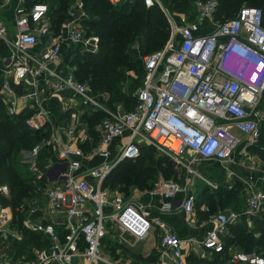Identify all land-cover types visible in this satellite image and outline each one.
Returning a JSON list of instances; mask_svg holds the SVG:
<instances>
[{
    "label": "built area",
    "instance_id": "obj_1",
    "mask_svg": "<svg viewBox=\"0 0 264 264\" xmlns=\"http://www.w3.org/2000/svg\"><path fill=\"white\" fill-rule=\"evenodd\" d=\"M108 1L115 5L122 0ZM142 1L146 6L159 4L168 15L160 0ZM194 4V19L185 18L177 23L171 16L164 45L141 56L142 82L134 93L136 102L123 113L118 108H107L86 83L75 77L71 67L54 64L60 58L63 42L95 52L99 36L83 30L75 21L74 12L68 15L63 29L52 35L45 2L27 5L21 1L16 5L14 49L8 64L14 80L35 87L41 78L48 77L54 89L71 91L79 105L93 110L101 108L105 115L100 136L88 153L74 140L77 116L75 122L65 126L64 140L53 128L50 130V143L54 144L47 152L50 157L45 165L38 162V146L21 150L20 159L41 182L38 189L43 201L32 198L15 209L23 213V227L41 235V245L20 256L8 252L22 232L13 223L11 208L0 206V264H123L101 251L108 223L117 227L125 246L126 235L134 240L133 245L147 238L151 228L157 226V259L147 264H189L183 241L169 224L150 217L145 206L132 197L110 192L103 182L120 161L138 154V142L154 145L190 172L193 169L189 165L200 159L222 164L231 161L241 141L237 131L247 136L250 145L256 142L264 123L262 10L242 5L233 17L221 22L214 17L216 0H195ZM205 20L211 26L205 25ZM5 31L0 24V36ZM37 44L42 45L34 49ZM34 102L33 112L25 119L32 129L47 122L44 109L37 99ZM8 111L14 113V100H10ZM126 131L127 138L118 142L112 153L109 145L126 135ZM185 153L188 158H184ZM94 154L101 156V162L87 166L85 161ZM192 189V179H158L148 193L163 199L159 208L164 211L173 208L172 198L176 194H182L180 207L190 214L195 206ZM0 191L7 193V185H1ZM263 207L262 186H248L243 211L251 215ZM204 210L213 226L201 240L188 241L200 244L204 251L222 252L227 225L236 221L240 213L233 209L211 211L208 206ZM226 263L264 264V257L236 249L228 254Z\"/></svg>",
    "mask_w": 264,
    "mask_h": 264
},
{
    "label": "trees",
    "instance_id": "obj_2",
    "mask_svg": "<svg viewBox=\"0 0 264 264\" xmlns=\"http://www.w3.org/2000/svg\"><path fill=\"white\" fill-rule=\"evenodd\" d=\"M37 1L44 2V0H26L25 3L28 5ZM46 1L50 5L48 6L50 28L52 34H56L61 22L65 19L72 0ZM160 1L170 14L183 15L188 20L195 18V0ZM243 2L244 5L261 8L264 26V0H217L215 20L222 22L233 17ZM83 6L86 11L82 22L83 26L86 32L99 36V47L95 52L81 51L74 54L75 58L72 61L78 66L74 73L75 77L82 82L86 80L90 88L98 94L91 91L98 95V98L109 108L113 109V105L120 102L128 111L133 108L136 102L135 95L127 93L122 85V81L126 78V69L133 67L135 69L136 67L131 49L136 45L139 55L142 56L161 48L170 33L167 15L159 4L154 3L146 6L142 0H122L115 5L108 0H83ZM31 112L28 110L10 117L0 102V185L6 183L9 188L8 195L0 193V202L13 207L14 224L23 234L22 240L15 244L18 256L21 255L28 241L37 242L34 246L41 245V235L24 228L22 225L23 213L14 209L19 204L28 201L35 193L36 186L41 183L35 177L33 178V175L30 177L28 170L24 171L27 164L20 161L19 155V149L30 148L42 137L43 132L33 131L25 123L26 117ZM104 115L105 112L102 109H98L91 115H86L89 118L87 120L89 130L94 135L93 145L98 140L94 128L95 122H100ZM138 145V154L120 161L106 177L103 182L104 186L108 185L112 190L119 186L120 189L128 193L131 186H136L139 189L151 188L156 172L164 175L170 174L173 166L171 163H167L168 167L165 166L163 156H161L164 154L160 153L152 144L138 142ZM83 148L86 149L87 146ZM253 148L255 147L250 149L253 150ZM262 152L264 155V150ZM261 157L264 158V156ZM42 158L43 156H40V159ZM118 169L120 173L115 175L114 172ZM173 175L175 174L173 173ZM235 186L242 187L238 183ZM224 187L220 190L211 189L209 193H204L205 189H203L195 198V206L201 212L202 218H206L208 215L202 208L200 209L202 204L208 206L211 211H216L218 207L225 208L228 204L233 210L240 213L236 221L228 223L227 231L222 236L224 250L212 253L214 255L224 254L226 258L228 250L231 247H236L238 250L247 253L256 252L264 257V207L257 213L248 215L243 211L244 203L240 202L243 194L240 189L232 190ZM262 188L264 189V184ZM217 197L223 201L222 205L216 202ZM227 199L233 201L231 205L225 202ZM249 220L251 224H248ZM32 243L28 244L26 248ZM156 256L157 254H155ZM185 259L189 264H217L219 262L217 259H199L191 254Z\"/></svg>",
    "mask_w": 264,
    "mask_h": 264
},
{
    "label": "crops",
    "instance_id": "obj_3",
    "mask_svg": "<svg viewBox=\"0 0 264 264\" xmlns=\"http://www.w3.org/2000/svg\"><path fill=\"white\" fill-rule=\"evenodd\" d=\"M21 1H24V3L26 2V0H0V24L4 25L5 30H6L4 36H0V102L3 104L4 111L6 112V114H8L10 117L12 116L14 117L15 115H18L24 111L31 110L33 112V109L35 107L34 100L35 99L38 100V105H40L45 111V120L47 117L46 124L40 126L39 128L33 129V131H40V133L43 132L41 139L35 145V146H38V148L43 143L47 142L49 144V146L47 147H50L51 149L52 148L51 144H54V143H50V138H51L50 131L48 130V132L46 133L45 129L52 130L53 128L54 131H56L54 133L64 140L65 135H66L65 126H69L71 123L75 122V117L77 116L79 129H78L77 134L76 132H74V137H75L74 140L76 142L78 141V143L80 144L82 148L87 146L86 149L83 148V151L88 153L90 150H92L94 135L89 130V126H88L89 123L87 121L89 120V118H87L88 116L86 115H91L93 112L101 108H97L93 110V109H88V108L86 109V107H82L81 105H79L78 99L75 98L71 94L72 93L71 91L69 90L57 91L56 89H54L53 86L51 85V79L48 77L41 78L38 84L35 87H32L23 82L22 83L16 82L14 80L13 75L9 71L10 66L8 64L11 61L10 55L12 53V50L14 49L12 45V40L14 39V35L16 33L15 8H16V5L19 4ZM66 20H68V17H65V19L61 22L59 30L61 29V27L63 29V26ZM204 24L211 26V23H209L206 20L204 21ZM52 35H55V34H52ZM42 39L43 37H41V41ZM41 45L37 44L36 46H34V49L38 48ZM69 47L79 48L81 51H85L79 45H76V44L73 45L72 43H69V42H63L61 45V52L59 56L60 58H58V60L54 62L56 66L71 67L65 57L66 54L69 52ZM141 82H142V79H141ZM10 100H14L15 102L14 113H10L8 111ZM114 106L116 109L118 108V110H122V109L125 110L124 106L120 102L115 103L113 105V109L115 110ZM106 107L109 108L107 105ZM72 114H75V116H73ZM42 121H43V118H42ZM100 123L101 121L100 122L96 121L95 127H94L98 138L100 136ZM237 133L244 135L245 140H247V136L245 134L239 131H237ZM127 135H128V131H126V135L116 138L109 145V148L111 149L112 153L116 149V144L124 140L125 138H127ZM255 143H260V145H262L261 132ZM251 145L249 144V142L240 141L238 147L235 150L236 152H234V155L231 161L227 163L226 165L220 163L221 168L224 171V174L228 177V179L229 177L234 179L233 180L234 182L241 184L246 189H248V186H252V185H254V187L262 186L263 185L262 181L264 178V170H262V168L264 169V158L263 157L260 158L257 153L251 152L249 150V146ZM243 147L245 148L244 152H242L243 150H241ZM41 153H42L41 150L38 149V153H37L38 162H39V156L41 155ZM19 155H21V153H19ZM101 160H102L101 156H99L98 154H94L90 157V159H88L85 162L87 166H94L100 163ZM191 179L193 180L192 192L196 198L198 195V191H199L198 182L195 178H191ZM3 184L7 185L6 183H2L1 185ZM106 187L110 190V192L115 193V191L112 190L108 185H106ZM131 190H132V193L130 196L145 206L146 210H148L149 212L150 217L161 219L167 224H169L172 227L173 231L179 236V238L182 239L183 252L186 258L189 254H191V255H194L196 258L202 259V256H204V253L209 252L207 250L204 252L200 244H197L195 242H190L188 241L189 240L188 238H195V239L201 240V238L205 234V231L208 228H211L213 226V222L207 220L206 218H202L201 212L198 211L196 206H194V210L192 211V213L185 214V212L180 207V202L183 197L182 194H179V193L176 194L172 198L173 208L171 210L164 211V210H160L159 208L163 200L160 196L150 195L148 193V189L142 190V189L135 187ZM0 193H3V192L0 191ZM3 194L8 195L9 188H8V192L3 193ZM0 206L10 207L12 216H13V207L10 204L5 205L0 202ZM205 206L206 205L202 204L200 209L202 208V210H204ZM219 209L221 210L226 209L227 211V210H231L232 208H229V207L220 208L219 207ZM13 221H14V217H13ZM155 230H159V228L157 226H153L148 235V239L150 240L152 239L153 233L155 232ZM22 236L23 234L21 233V238L19 240H16L15 242L14 241L12 242L11 246L8 248L9 249L8 252L11 251L16 254L15 244L19 242L20 240H22ZM156 240L157 241L155 242V237H153V240L150 243L151 246L149 248L143 249V251L147 253L146 255L156 250L158 238ZM27 250H23L22 253H27L26 252ZM224 264H227V263H224Z\"/></svg>",
    "mask_w": 264,
    "mask_h": 264
},
{
    "label": "rangeland",
    "instance_id": "obj_4",
    "mask_svg": "<svg viewBox=\"0 0 264 264\" xmlns=\"http://www.w3.org/2000/svg\"><path fill=\"white\" fill-rule=\"evenodd\" d=\"M44 2L48 6H50L47 3L46 0H44ZM244 4L245 3L243 2L242 5H244ZM69 5L70 6H69V8L67 10V13H66L65 17H68L70 12H74L75 21H77L80 24L81 28H83V30L86 31V29H85V27L83 26V23H82L83 20H84L83 18L86 16V13H85L86 11L84 10V6H83V0H72ZM165 14H166V12H165ZM168 15H169V17H168ZM168 15H167L168 21H169V18L172 16L174 18L176 17L175 19L177 20L178 23H182V21L186 18V16H183V15L174 14V13L170 14L169 11H168ZM77 52H81V50L79 48L69 47V52L65 56L66 60L69 63V65L72 67L74 73H76V68L78 66L75 63H73L72 60L75 58L74 54L77 53ZM131 54H132L133 59L136 62V67H135V69H134V67L130 68V69H126V71H125L126 78H125V80L122 81V85H123L124 90L127 93L134 95V93L136 92L135 90H137L140 87L141 79H142V77H141L142 76L141 75V73H142L141 72L142 71L141 56L139 55L140 53H139L136 45L134 47H132ZM139 62H140V64H139ZM83 82L86 83V84L88 83L86 80L83 81ZM87 85H88L89 90L91 91L92 89L90 88L89 84H87ZM92 91H94V90H92ZM95 93L98 94L97 92H95ZM124 111L125 110L122 109L119 112L123 113ZM263 124L260 127L262 145H260V143H253L252 145H254V146H252V145L249 146V150L251 152H257V154H258V156L260 158H261V156H264L263 152H262V150H264V128H263L264 125ZM78 129H79V125L77 124L76 129H75L76 134L78 132ZM48 130L50 131V129H45V132L47 133ZM235 133H236V136L239 137V139L241 141L248 142V140H245L244 135H241V134H239L237 132H235ZM37 143L38 142H36L33 146H35ZM255 144H257V145H255ZM33 146H31L30 148H32ZM47 146H49L48 143H43L39 147V149L42 152L40 156H43L42 159H40V156H39V163L41 164V166L45 165V163L49 160V157H50L47 154V152L51 151V149H50V147H47ZM251 147H255V148H253V150H251L250 149ZM23 149L27 150V148H21V149H19V153ZM242 149H244V147ZM54 150H55V147H54ZM54 150H52L51 155H52ZM158 153H156V156H158ZM160 153H162V152L160 151ZM162 154H164V155H161V156H163V160H164L165 166L168 167L169 165L167 163H171L174 170L171 168V172H170L169 175H164V174H162L160 172H158V173L156 172L155 175H154V178H153V182H155L158 179H177V180H180V181L184 180V182H185V181L190 180L191 178L194 177L197 180L198 186H199L198 187V190H199L198 194H200V191L203 190V189H205L204 193H207V192L209 193L211 189L212 190H215V189L220 190V189L225 188L224 186H226L227 189L228 188L232 189V190L233 189L234 190H237V189L239 190L240 189V192L243 193L242 197L240 199V202H241V204L245 202V197L247 195V189L244 188L243 186L242 187H236L235 186L236 182L233 181L234 179H232L230 177L228 179V177L224 174V171L221 168V164L222 163L220 164V162L215 161V160L200 159V160H198V162L195 163V165L194 164L192 166H191V164L189 165L190 168L195 171V174H193V170L190 172L188 170V168L185 165H183L182 163L175 162L174 158H171L169 155H167L165 153H162ZM183 156H184V158H188L187 157L188 156L187 153H185ZM44 157H46L47 159L44 158ZM20 161H22L23 163L27 164L23 160H20ZM182 161L184 163H186V161L183 158H182ZM229 162H227V163H229ZM226 164L224 163V165H226ZM28 169H29V167H27V169H26V167H24V171H27ZM262 170H264V169L262 168ZM175 171H176V173H175ZM27 172H28L29 176L33 175L32 177L33 178L35 177V179H36L35 174H33L29 170ZM114 173H115V175H117V174L120 173V170L118 169ZM173 173L175 175H173ZM121 175H123V174L121 173ZM174 177H176V178H174ZM37 184H38V182H37ZM38 186H39V184L36 186V191L30 197V199L37 197V198H40L43 201V196H42V194H40ZM135 187L136 186H131L129 188V190H128L129 191L128 193H126L124 190L120 189L119 186L116 187L113 190L115 192H119V193L125 194L126 197H131L130 196L131 193H132L131 189H133ZM142 190H145V189H142ZM216 202L218 204H220V205L223 204V201H221L220 197H217ZM225 202L226 203L228 202L231 205L233 201L227 199V201H225ZM227 207L231 208L230 206H228V204H227V206H225V208H227ZM217 209H219V207ZM219 210H221V209H219ZM225 210L226 209L221 210V211H225ZM248 224H251L250 220L248 221ZM104 235L105 236L103 237L101 251L103 253H108L109 256L111 257L112 261H116L118 263H123V264H125V263L126 264H147V263L152 262V261L157 259V256L155 257V254H157L156 250L152 251L150 254L146 255L147 253L145 251H143V249L149 248L151 246L150 243L153 240V237H155V242L157 241L156 239L159 238V231L158 230H155L151 240L148 239V237H147L146 239H142V240L134 243L133 245L131 243L134 240L130 239L126 235V246L121 243V240L119 239L120 232H119V230L117 229V227L114 224H112V223H108L107 224V232ZM30 243H32V241H28L26 246L28 244H30ZM33 243H32V245L29 246L30 248H32L34 245L37 244V242L36 243L33 242ZM26 246H25L24 250L29 249V247L26 248ZM232 250H236V247H231L228 250V252L230 253ZM241 251H243V250H241ZM254 253H256V252H254ZM256 254H258V253H256ZM227 257L225 258L224 254H216V255H214L211 252H207V253H204V256H202V259L203 258H210L212 260L217 259V260H219V262H217V264H224L227 261ZM225 259H226V261H225ZM97 264H104V263L99 262Z\"/></svg>",
    "mask_w": 264,
    "mask_h": 264
}]
</instances>
